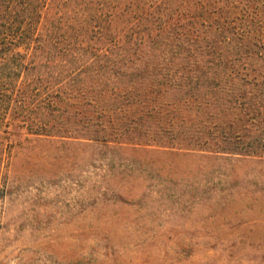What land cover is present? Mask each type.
Segmentation results:
<instances>
[{"label": "trees", "instance_id": "16d2710c", "mask_svg": "<svg viewBox=\"0 0 264 264\" xmlns=\"http://www.w3.org/2000/svg\"><path fill=\"white\" fill-rule=\"evenodd\" d=\"M170 1L0 0V131L119 140L147 117L187 150L264 159V0H230L229 22Z\"/></svg>", "mask_w": 264, "mask_h": 264}, {"label": "rangeland", "instance_id": "374dc122", "mask_svg": "<svg viewBox=\"0 0 264 264\" xmlns=\"http://www.w3.org/2000/svg\"><path fill=\"white\" fill-rule=\"evenodd\" d=\"M228 2L201 18L231 21ZM18 124L0 131V264H264V159L187 150L199 140L147 117L119 140L82 139L75 121L73 139Z\"/></svg>", "mask_w": 264, "mask_h": 264}]
</instances>
